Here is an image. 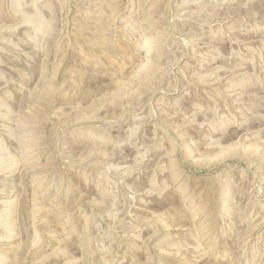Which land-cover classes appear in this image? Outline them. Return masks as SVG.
I'll return each instance as SVG.
<instances>
[{
	"label": "rangeland",
	"instance_id": "obj_1",
	"mask_svg": "<svg viewBox=\"0 0 264 264\" xmlns=\"http://www.w3.org/2000/svg\"><path fill=\"white\" fill-rule=\"evenodd\" d=\"M0 264H264V0H0Z\"/></svg>",
	"mask_w": 264,
	"mask_h": 264
}]
</instances>
